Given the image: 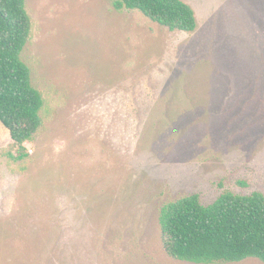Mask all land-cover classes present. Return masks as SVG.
I'll use <instances>...</instances> for the list:
<instances>
[{
    "label": "rangeland",
    "instance_id": "rangeland-1",
    "mask_svg": "<svg viewBox=\"0 0 264 264\" xmlns=\"http://www.w3.org/2000/svg\"><path fill=\"white\" fill-rule=\"evenodd\" d=\"M195 31L114 0H27L43 94L25 142L0 121V264L194 263L161 206L264 192V0H185Z\"/></svg>",
    "mask_w": 264,
    "mask_h": 264
},
{
    "label": "trees",
    "instance_id": "trees-1",
    "mask_svg": "<svg viewBox=\"0 0 264 264\" xmlns=\"http://www.w3.org/2000/svg\"><path fill=\"white\" fill-rule=\"evenodd\" d=\"M118 10L135 9L171 30L193 32L198 26L194 7L185 0H114ZM32 32L27 0H0V121L10 130L20 153L43 126L45 100L32 81L22 54ZM160 225L166 247L178 259L194 263L264 262V192L248 194L225 189L204 204L197 193L161 206Z\"/></svg>",
    "mask_w": 264,
    "mask_h": 264
}]
</instances>
